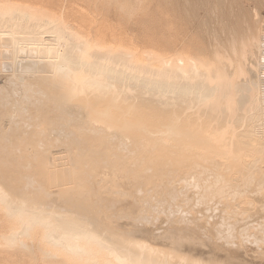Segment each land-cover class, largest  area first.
<instances>
[{"label":"bare ground","instance_id":"6f19581e","mask_svg":"<svg viewBox=\"0 0 264 264\" xmlns=\"http://www.w3.org/2000/svg\"><path fill=\"white\" fill-rule=\"evenodd\" d=\"M99 3L0 0V264H247L244 243L205 257L203 219L264 244L263 17L222 25L224 47L201 25L211 52L178 0L140 37Z\"/></svg>","mask_w":264,"mask_h":264},{"label":"rangeland","instance_id":"374dc122","mask_svg":"<svg viewBox=\"0 0 264 264\" xmlns=\"http://www.w3.org/2000/svg\"><path fill=\"white\" fill-rule=\"evenodd\" d=\"M63 2H65V3H69V2H72V1H74V0H62ZM76 1H78V2H80V3H83V4H86L87 2H88V0H76ZM107 0H102V3L104 4H101V3H99L98 5H100V10H101V12H104V15L109 19V20H111L112 21V23H108V24H110V26L109 27H112V28H115L118 32L119 31H122V30H126L127 32H129L130 33V35H134V36H139L140 37V35H142V32H144L145 30L148 32V33H150V34H153L154 32H157V29H158V27H157V25H158V23H161L160 22V15H161V13H160V10H161V8H163V11H165V13H166V15H167V18L172 22V19L174 18V13H175V6H176V9H177V4H175L176 3V1L177 0H166V2L165 3H163V4H161L160 2H159V0H140V6H139V8L136 10V13L134 14V17L133 18H129L124 12H122L120 9H119V5L115 2V1H112L111 2V4H109L108 5V3L106 2ZM127 1V2H126ZM184 1V2H183ZM192 1V0H191ZM202 2V4H204L205 5V2H206V0H197V1H193L192 3H194L195 4V7L194 6H190V5H187V7H186V0H182V1H179L178 0V6H180V7H178L179 8V11H181V12H183V11H185L186 9H189V10H191V11H189L190 13H191V15H192V17L193 18H190V20H189V25L191 26V28H194L195 30L197 29L198 31H199V33L198 34H201L202 35V33H201V31H203V35H202V37H201V39L204 41V45H203V41L202 40H199L200 42H201V44H202V46H208V47H206V48H209V50H210V48L212 47L213 48V45H215V44H220L221 42V45L224 47V46H226L227 44H226V41H221V39H224V37L226 36V32H224V31H222L221 32V30L220 29H222V30H224V28H223V26L224 27H227L228 26V24L230 25V23H245V21H242V22H240V21H238V20H242V19H238L239 18V16L241 17V18H243V16H241V15H243V14H245V11L247 10V8H248V6H249V9L248 10H250V8H251V10H253L254 8V10H258L259 12H260V14H261V17H263V19H264V0H251V2L249 1V0H239L241 3L243 2L244 4H241V3H239L237 0H229L230 1V5H231V1L233 2V3H235V2H238V3H235V4H233L232 3V5L234 6V5H236V7L234 6V9H233V7H228V5L227 4H229V1L228 0H225V1H228V2H226L225 4L224 3H222L221 4V2L222 1H220V0H214V2H213V0H208L206 3H207V6L208 7H204V6H202V4H201V2ZM218 1H220V2H218ZM246 1V2H245ZM249 1V2H248ZM125 2V7H131V6H135L136 5V2H135V0H118V3H124ZM181 2L184 4H182L181 5ZM197 2L199 3V4H197ZM204 2V3H203ZM208 2H210V3H208ZM217 2V3H216ZM224 2V1H223ZM214 3H216V4H214ZM220 3V4H219ZM210 6H209V5ZM213 4H214V6H213ZM237 4H239V5H237ZM241 4V5H240ZM249 4V5H248ZM106 5H108V6H106ZM131 5V6H130ZM160 5H161V7H160ZM196 5L198 6H202L201 7V10H199L200 9V7L198 6V7H196ZM220 7V8H222V9H220V8H218V6ZM225 5L227 6V9L225 8L224 9V7H225ZM206 6V5H205ZM222 6V7H221ZM224 6V7H223ZM240 6H241V8H242V10H243V12H242V10H241V8H240ZM246 7V9H245V7ZM183 7V8H182ZM192 7H193V9H192ZM237 7H238V10H237ZM244 7V8H243ZM102 8H104V9H102ZM186 8V9H185ZM196 8V9H195ZM208 8H210V11H209V9ZM212 8V9H211ZM216 8H218V9H220L222 12H225V13H223L222 14V12H220V10L218 11ZM183 9V10H182ZM195 9V11H197V13L199 14V17H196V16H198L197 15V13H196V16H195V14H193V10ZM198 9V10H197ZM206 9V10H205ZM214 9H216L215 11H214ZM232 9H233V12H231L232 11ZM236 9V10H235ZM241 10V12H240V10ZM245 9V10H244ZM205 10V12H202V11H204ZM208 10V11H207ZM228 10H231L230 11V13H229V11ZM206 11H207V14H206ZM213 11V12H212ZM228 11V12H227ZM237 11L238 12H240V13H238L237 14ZM200 12V13H199ZM202 12V13H201ZM213 13V15H211V13ZM216 12H220L221 14H219V13H217V15H216ZM189 13V14H190ZM204 13V14H203ZM208 13H210L209 15H208ZM215 13V14H214ZM233 13H234V16L235 17H233L232 18V16H233ZM242 13V14H241ZM207 16H206V15ZM227 14V15H226ZM229 14V15H228ZM194 15V16H193ZM203 15V17H201ZM204 15H205V17H204ZM215 15L217 16V17H215ZM219 15V16H218ZM223 15H225V17L223 16ZM209 16V17H208ZM210 16H214V18L212 17V21H213V23L215 24V25H212L213 23H212V21H211V18H210ZM221 16V17H220ZM229 16V17H228ZM196 17V18H195ZM201 17V18H200ZM226 17H228L229 19H227ZM231 17V18H230ZM194 18H195V20H194ZM198 18V19H197ZM204 18V19H203ZM217 20H216V19ZM220 18V19H219ZM223 18H225V19H223ZM237 18V19H236ZM200 19H202V24H201V22H199V20ZM215 19V20H214ZM233 19V20H232ZM194 20V21H193ZM223 22V24H222V22ZM226 20H228L229 21V23L226 21ZM243 20H244V18H243ZM191 21H193V22H191ZM217 21V24L215 23ZM221 22L220 23V25H219V22ZM196 23H198V24H196ZM208 25H207V24ZM247 23V22H246ZM103 24V23H102ZM196 24V25H195ZM200 24V26H198ZM203 24L204 25H206V26H204L205 27V32H207V34H208V40H207V38L205 37V36H207V34L206 35H204L205 34V32H204V30H202L201 29V27L203 26ZM263 24V27H264V23H262ZM193 25V26H192ZM196 26V28H195V26ZM202 25V26H201ZM220 27L219 29H218V26ZM223 25V26H222ZM211 27L212 26V28H211V30H210V28H208V27ZM213 26H216L217 28H215L216 30H214V27ZM204 27H202L203 29H204ZM207 27V28H206ZM200 29V30H199ZM210 30L209 31V33H208V31L207 30ZM196 30V31H197ZM218 30H220V32H218V35H217V31ZM197 31V32H198ZM212 31V32H211ZM211 32V33H210ZM225 34H224V33ZM220 33V34H219ZM222 34V35H221ZM200 35V36H201ZM214 35H216V38H212V37H215ZM220 35V36H219ZM224 36V37H223ZM204 37V38H203ZM210 37V38H209ZM220 38V40L219 41H217L219 38ZM198 39H200V37L198 36L197 37ZM211 38H212V40L213 41H216V42H213L212 40H211ZM215 39V40H214ZM205 40H207V41H212L213 42V44H212V42H205ZM224 42V43H223ZM207 43L209 44V45H211L212 44V46L211 47H209V45H207ZM224 44V45H223ZM208 50V49H207ZM208 50V52H212L213 50L211 49L210 51ZM84 114H85V110H83L82 111ZM223 157H221L220 159L221 160H223L222 159ZM258 200V199H257ZM229 202H227V204H228ZM259 204L261 203V202H258ZM258 203L257 204H255V206L254 207H252V205H249L248 207H251L253 210H254V208L256 209V205L260 208H262V210H261V208L259 209L258 207H257V209H259V210H252L251 208H249L250 210H249V216H253V217H251V220L250 221H254L255 219H256V221H257V223L259 224V225H261V227L259 228V225H257V223L255 224V225H253V227L250 229L251 230V232L253 231V232H255L256 234H257V236H259V238L260 239H263L262 238V236L264 235V233H262V231H264L263 230V224H264V221H262L264 218V205H261V206H259L258 205ZM228 205H230V204H228ZM231 205H232V202H231ZM225 207H226V205H225ZM223 209V208H222ZM259 212H260V214L261 215H263L262 217L259 215ZM217 213H218V215H220L221 214V212H220V214H219V212H216V213H214L212 210H211V213H210V211L206 214V216L204 217V219H203V221L204 222H207L208 223V231H206V232H208V236H210V233H212L211 231H215V232H213V234H211V236H212V239L213 240H215V241H213L212 239H210L209 237L208 238H206L205 237V241L207 242L206 243V245L207 246H202V248L204 249V247L206 248V247H208V248H206V249H204L203 250V252H206V254H205V257L207 256V252H210L211 254H209L206 258H209V256H210V258L212 257V258H214V257H217V258H223V254H224V252L229 248V249H233V251H235V250H237V252H238V249L241 251L242 249H243V247H241V246H244L245 248L241 251V255H240V251L238 252L239 253V255H240V258H241V256H242V258H241V260H243V261H247V264H249V263H251V264H264V244H260L261 245V247H262V250H261V247L259 246V244H257L256 245V242L254 241V240H256L257 238L256 237H251V239H249L251 242L249 243L248 241V235L246 236V238L244 237V236H242V235H240L239 233H238V231L235 233L236 234V236H237V234L239 235V237L238 238H236V237H234V239H229V237H226V236H228V234H230V232H226L225 230L227 229V227H224V228H221V230H220V228L218 229V228H213V229H211L212 227H213V225L216 223V221H219V217L217 216ZM252 213L254 214V215H252ZM211 214V215H210ZM216 214V219L214 218V215ZM257 215V216H256ZM261 217V220H260V217ZM210 216V217H209ZM211 217H213L212 219H211ZM238 217V216H237ZM237 217H235V219H232L231 221H236L237 219L239 220V223L241 224L242 223V219H241V216H239L240 217V219L239 218H237ZM255 217V218H254ZM256 217H258V218H256ZM205 218H207V219H205ZM210 218V219H209ZM237 218V219H236ZM263 218V219H262ZM257 219H259V220H257ZM125 220V219H124ZM206 220V221H205ZM241 220V221H240ZM160 221V220H159ZM211 221V222H210ZM255 222V221H254ZM158 224H150V225H146L145 227H147V228H145V229H147V230H155L156 229V227L159 225V223L160 222H157ZM212 223H214L212 226H211V224ZM238 223V224H239ZM246 223V222H245ZM263 223V224H262ZM165 225H166V223H164ZM239 224V226H241ZM242 225H244V222H243V224ZM258 228H257V227ZM151 227H152V229H151ZM154 227H155V229H154ZM253 228H255V229H253ZM262 228V229H261ZM222 229H224V230H222ZM253 229V230H252ZM256 229L257 230H261V231H256ZM219 230L221 231V233H219ZM228 233L227 235H225L226 233ZM224 232V233H223ZM219 233V234H218ZM260 233H262V234H260ZM218 234V235H217ZM222 234V236H220ZM259 234V235H258ZM206 235H207V233H206ZM214 235V236H213ZM225 236V237H224ZM215 239H214V238ZM221 237L223 238V239H221ZM242 237V238H241ZM225 238H227V239H225ZM244 238V239H243ZM228 239L230 240V242L231 241H235L236 242V246L234 247V246H232V245H230V246H232V247H230L229 245H227V242H229L228 241ZM245 239H246V241H245ZM217 240V241H216ZM218 240H219V242H218ZM242 240V241H241ZM244 240V241H243ZM248 240V241H247ZM212 241V242H211ZM225 241V242H224ZM238 241H239V243H238ZM241 241V242H240ZM253 241V242H252ZM211 242V243H210ZM214 242H216V243H218V244H216V243H214ZM221 242H223L224 243V245L221 243ZM255 242V243H254ZM261 243H264V241H260ZM259 242V243H260ZM212 243H213V245L217 248V250H218V252L216 251V253L214 252V250L213 249H216V248H214V246L212 245ZM242 243H244V244H242ZM246 243L248 244V246L246 245ZM252 243V244H251ZM219 244H221L220 246H219ZM228 246V247H226V245ZM239 244V245H238ZM242 244V245H241ZM217 245V246H216ZM241 245V246H240ZM254 247H253V246ZM201 246H199L198 248H200ZM210 246V247H209ZM213 246V247H212ZM226 247V248H223L222 249V247ZM238 246L240 247V248H238ZM248 248H247V247ZM259 246V248L257 249L256 247H258ZM220 247V248H219ZM237 247V248H236ZM196 249H197V247H195ZM201 248V249H202ZM236 248V249H235ZM255 248H256V250H258L257 252L258 253H262L261 255L260 254H258L257 252V254L255 253ZM210 249H211V251H210ZM235 249V250H234ZM246 249V250H245ZM254 249V251H252ZM206 250V251H205ZM208 250V251H207ZM261 252H260V251ZM197 251H198V249H197ZM196 251V253H198L199 254V251L197 252ZM213 251V252H212ZM224 251V252H223ZM232 251V250H231ZM245 251V252H244ZM254 253H252V252ZM250 252V253H249ZM223 253V254H222ZM217 256H216V255ZM222 254V255H221ZM247 254H250V255H247ZM245 255H247V256H245ZM258 255V256H257ZM260 255V256H259ZM221 256V257H220ZM257 257V258H252V257ZM248 257V258H247ZM262 257V258H261ZM245 260H244V259ZM247 258V259H246ZM261 258V259H260ZM260 259V260H259ZM263 259V260H262ZM263 262V263H262Z\"/></svg>","mask_w":264,"mask_h":264}]
</instances>
